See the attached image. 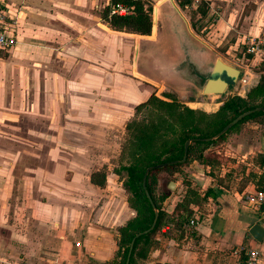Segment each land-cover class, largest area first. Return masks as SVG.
Listing matches in <instances>:
<instances>
[{"label": "crops", "instance_id": "0c3cea01", "mask_svg": "<svg viewBox=\"0 0 264 264\" xmlns=\"http://www.w3.org/2000/svg\"><path fill=\"white\" fill-rule=\"evenodd\" d=\"M0 1L6 23L15 24L18 33L13 48L0 49V264H101L117 250L115 228L134 212L122 194L101 203L100 188L89 182L91 170L104 164L98 153L108 147L106 134L120 129L151 94L167 100L170 93L189 107L215 111L222 96L201 93L208 71L189 58L198 57L191 37L201 40L168 3L158 8L165 16L152 20L149 35H135L113 31L102 21L101 8L109 0L92 2L89 13L76 17L50 14L46 6L78 10L79 1ZM148 5L153 10L157 3ZM177 35L188 55H179ZM261 42L262 55L263 1ZM252 127L251 136L241 128L227 144L240 159L264 156V125ZM197 167L193 161L192 176L202 190L214 189L215 197L203 206L195 236L180 243L156 236L159 243L142 264H246L233 249L257 246L247 229L259 221L264 226V219L243 206L252 188L217 187ZM175 200L171 192L163 203L169 208Z\"/></svg>", "mask_w": 264, "mask_h": 264}, {"label": "trees", "instance_id": "16d2710c", "mask_svg": "<svg viewBox=\"0 0 264 264\" xmlns=\"http://www.w3.org/2000/svg\"><path fill=\"white\" fill-rule=\"evenodd\" d=\"M173 2L187 18L193 34L198 35L196 23L206 17L208 2L199 0L200 5L194 9L191 8L193 0H173ZM116 4L131 8V13L125 16L111 14V7ZM186 9H189L191 16H198L196 22L189 20L184 13ZM151 13L148 0H109L102 9L101 19L113 31L149 35L152 26ZM252 72L257 75V78L250 80L244 86L243 93L239 94L233 87H228L221 94L222 104L213 112H207L203 108H191L179 102L175 95L170 93L164 95L167 100L151 94L145 101L134 107L132 118L124 124L123 137L120 142V163L118 169L113 170V173L122 177L121 186L128 192L127 203L135 215L117 228V250L102 260L101 264H125L132 237L136 233L148 229L154 217L152 206L142 187L145 169L157 164L181 160L184 153V143L188 139L193 141L187 148L184 163L169 164L162 169H152L147 174L146 191L158 209V216L154 228L134 241L128 264H142L147 259L151 248L159 243L155 238L156 236H159L162 242L170 239L178 243L194 237L196 230H184L183 225L190 220L194 213L200 214V223L204 216L203 206L209 198L215 197L214 189L202 190L196 178L184 175L181 176L182 188L176 195L174 205L165 209L162 203L169 194H161L158 197L155 195L156 174L159 171H165L169 179H175V172L187 164L190 157H194L193 154H196L194 159L199 160V168L195 169L197 172L208 176L215 186L228 189L231 183L236 181L235 189L238 192H243L248 187H251L254 192L264 191V171H261V164L257 170H252L248 166L249 163L246 162L243 174L239 179L233 176V171L239 163H243L244 159L231 156L225 160L226 165L231 164V170L221 172L223 168L221 156L217 154L209 156L205 152L207 148L215 144V141L202 140L218 133L242 112L255 107L264 108V53L261 55L258 66L252 67ZM204 99L205 96L194 97L191 101L199 102ZM143 112L144 117L138 120L136 115ZM249 121L255 123L261 121L262 124L264 113L261 111L251 113L226 133L237 132V128L241 124ZM254 156L260 162L264 159L261 153H255ZM88 178L92 185L103 187L106 181L104 166L97 171L90 172ZM251 209L257 212L260 217L264 216V203L253 206ZM162 229L165 230L162 231Z\"/></svg>", "mask_w": 264, "mask_h": 264}, {"label": "rangeland", "instance_id": "374dc122", "mask_svg": "<svg viewBox=\"0 0 264 264\" xmlns=\"http://www.w3.org/2000/svg\"><path fill=\"white\" fill-rule=\"evenodd\" d=\"M62 1L64 2L79 1L81 5L78 6V10L67 7L61 8V6H56V5H52V8H50V6H46L49 7L50 9L49 13L62 14L63 16L71 15L76 17L78 15L84 14L86 10H88L89 13V10H91L92 8L91 7L92 2H95L96 4L98 2V0H62ZM205 1L209 2L211 6L208 5L207 3L208 13L206 17L200 20L198 23H196V29L198 30L199 33L198 35L195 36H197L205 45L215 50L218 56L221 59H224L227 64L232 65V63H234V60H236L237 58L241 60V58L245 56L244 54L245 49L249 47L252 42H255L256 40H259L261 42V1L264 2V0H205ZM103 2H104L103 0H99V4ZM198 5H200V3ZM196 7L197 5L195 4L193 5V7L191 6L192 9ZM101 10L98 11L99 14ZM184 13L189 18V20H191V22H196L198 16H194V17L191 16L189 9H186ZM52 21L54 20L52 19ZM224 21L226 23H224ZM58 23H61V21L58 20L56 24ZM238 32H251V34L254 35L247 34L245 36L237 37V34H240ZM243 41L244 43H242ZM248 58L251 59V56ZM260 61H261V52L254 57L251 63V68L254 67L255 65L258 66ZM144 115L145 114L143 112L137 114L136 117L138 120H140L144 117ZM131 118L132 117L130 116L128 119ZM124 124L120 129H113L108 134H106L105 138L107 139L108 147L100 149L98 153V157L103 158L105 160L104 164L99 166L97 165L91 170V172H94L100 169L102 166H104V169L106 171V181L104 186L101 188L99 187L100 190H97V192L100 193L98 195H101V197H99L100 198L99 201H101L102 203L103 200L106 205L110 203V199H111L110 197L112 194L113 195L117 193L122 194V196L126 199V201H127V197L129 196L128 192H126L121 186V182L123 180L122 177L113 173V170L118 169L120 163L119 160L120 142L123 137L122 132H124L123 131ZM256 124H259L261 126V121L259 123L249 121L241 124L237 128L238 129L237 134L240 133L243 129L246 132L249 131V135L251 136L253 133H250V131L254 130L252 126ZM262 125H264V121ZM232 133H234V131L226 133L222 138L215 140V144L207 148L205 151L206 154L209 156H213L215 154L221 156L222 158L221 166L223 167L221 169L222 170L221 172H228L232 168L231 164L226 165L227 162L225 160L227 158L231 156L237 158L236 154H232L233 150H231L230 147L227 146L228 143H232V141L230 140ZM254 154L249 155L248 157L250 158L247 157L248 159L247 158L244 159L243 163H239L237 165V167L233 171V176H236L237 178L240 179L241 175L243 174L244 164L246 162L249 163L248 166L252 170H257V168L260 167L261 162L257 157L254 156ZM193 155L194 157L196 156V154ZM252 155L253 158H251ZM194 157H190L188 163L181 166L178 172H175L174 174L175 179H169L168 174L165 171H159L156 174V185H155L156 197H158L161 194H171V192L177 195L178 192H180L182 188L181 176L188 175L192 177L191 164L193 161H196L197 163L199 162V160L197 158L194 159ZM169 181H173L175 183V188L173 191L169 190L168 188ZM232 183L234 184V186L236 185L235 184L236 181ZM176 184H179L178 187H176ZM251 192L254 191L253 190L249 191V193ZM162 206L165 209L168 208L167 204L162 203ZM132 214H133L132 217H134L135 212H133ZM120 226H117L115 228L116 232H117V228Z\"/></svg>", "mask_w": 264, "mask_h": 264}, {"label": "water", "instance_id": "95a60500", "mask_svg": "<svg viewBox=\"0 0 264 264\" xmlns=\"http://www.w3.org/2000/svg\"><path fill=\"white\" fill-rule=\"evenodd\" d=\"M151 1L157 3V5L152 10V16H153L154 21L160 20V14L161 15L163 14L165 16V13H163L162 11L160 13V9H158L160 7L162 8L164 3H168L171 6L172 10H174V12L178 14V12L176 11L174 7L175 4L173 0H151ZM180 20L183 23V25L186 26L184 21H182V19ZM177 41H178L179 55L183 53L188 55L187 49L189 47H187L184 44L183 38L180 35H177ZM191 42H192L191 46L194 47L198 57L196 58V60H193L191 55H189L190 61L193 64H197V63L203 64L204 68L208 71V74L204 79V84L201 88V93L203 95H221L225 92V90L228 87H233L235 90H237L239 70L233 67L232 65L227 64L224 59H221L220 57L216 56L215 53L211 51L207 45H205L203 42L199 41L198 39H194L193 37H191ZM191 46H190V49H192L194 52V49ZM136 53H137V49H136ZM168 70L172 72L173 69L169 68ZM257 111H261L264 113V108L255 107L251 110L242 112L241 114L236 116L234 119H232L229 123H227L218 133H216L215 135L209 138H205L202 140L203 141H215L219 139L222 135H224L231 127L237 124L240 120L250 115L251 113H254ZM192 141H193L192 139H188L184 143V153H183V157L181 158V160L157 164L155 166H150L145 169L143 177H142V187L145 191L146 197L148 198L152 206L154 217L148 229L142 232H138L132 237L129 243L125 264H128L129 262L134 241L141 235L147 234L154 228L156 220H157V216H158V209L155 207V205L151 201V198L148 192L146 191L145 181H146L147 174L152 169H162L169 164L184 163L186 160L187 148ZM168 188L169 190L173 191L175 188V183L173 181H169ZM247 234L249 235L251 239L255 241V243L260 244L264 240V226L260 222H255L248 227Z\"/></svg>", "mask_w": 264, "mask_h": 264}, {"label": "built area", "instance_id": "2783aa9c", "mask_svg": "<svg viewBox=\"0 0 264 264\" xmlns=\"http://www.w3.org/2000/svg\"><path fill=\"white\" fill-rule=\"evenodd\" d=\"M199 3V0H194V2L192 3V7L194 4L198 6ZM3 8L4 4L2 1H0V49L8 50L10 48H13L17 44L18 33L15 24L10 25L6 23V20L3 15ZM110 13L125 16L131 13V8L123 6L122 4H116L111 7ZM151 18L153 20V17ZM242 43H244V41ZM261 51L262 42L256 40L245 49V56H243L241 60L237 58L236 60H234V63H232V66L239 70L240 78L238 76V89H234L239 94L243 93L244 86L249 83L250 80L257 78V75L252 72L251 63L254 57L257 56ZM250 56L251 59L253 58L252 60L248 58ZM262 203H264V191L245 193L243 197V206L249 209H251L253 206H258ZM199 216V213H194L190 220L183 225V229L194 230L199 223ZM259 218L264 219V216H259ZM73 245L74 247H81V243L79 241H74ZM233 254L236 258H239L240 255L243 254L246 257V264H261V262H264V242L262 244H257L256 247H248L247 245L243 244L237 245L233 249ZM50 264H58V261L53 260Z\"/></svg>", "mask_w": 264, "mask_h": 264}]
</instances>
